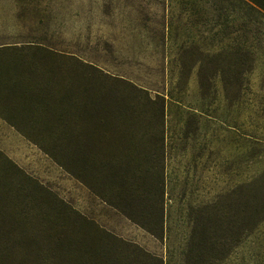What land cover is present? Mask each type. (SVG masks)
<instances>
[{
	"label": "rangeland",
	"instance_id": "1",
	"mask_svg": "<svg viewBox=\"0 0 264 264\" xmlns=\"http://www.w3.org/2000/svg\"><path fill=\"white\" fill-rule=\"evenodd\" d=\"M28 46L74 58L0 54L59 98L67 75L85 183L37 131L0 117V264H177L178 249L186 264H208L195 257L208 250L210 264H264L262 10L247 0H0V48ZM208 135L230 148L218 158L227 191L195 240L192 217L183 223L186 210L171 206L183 191L168 185L166 155Z\"/></svg>",
	"mask_w": 264,
	"mask_h": 264
},
{
	"label": "trees",
	"instance_id": "2",
	"mask_svg": "<svg viewBox=\"0 0 264 264\" xmlns=\"http://www.w3.org/2000/svg\"><path fill=\"white\" fill-rule=\"evenodd\" d=\"M247 1L264 12V0ZM28 47L35 48L2 47L0 48V54L8 52L15 53L19 55L18 57L22 60V64L25 63V52H28L27 49H33L44 55L47 54L54 57L57 61H59L60 58H64L66 61L74 59L73 57L58 54L57 52L41 46ZM2 61L3 60L0 61V117L13 127H18V124H20L37 131L42 140H44L38 142L41 149L46 154L50 155L58 164L65 167L66 170L79 181L85 183V168L83 164L80 163L85 154L83 140L81 138V128L72 126L69 119L72 117V113L65 107L66 100L69 99L67 91H69L72 86H69L67 75L66 78L62 79L64 85L63 90H65L66 93L59 98L57 93H52L53 90H56V87H52L53 90L52 88L47 90L45 84L40 81H38L35 86H31V84L23 78L24 75L21 74V72L12 71L11 62L9 64ZM77 63L80 65V67H77L79 70L82 67H86L79 61H77ZM57 69L61 74L65 73L64 68L58 66ZM37 79L39 78L37 77ZM53 122L54 124L52 126ZM23 131L20 130L27 139H30V134L25 130ZM52 136L58 138L52 139ZM48 139H52L56 145L55 151H50L45 148L44 144ZM63 157H68L71 163L63 164ZM107 163L110 169H113L111 160H108ZM76 215L85 222L89 221L79 214ZM101 232H104V230H101Z\"/></svg>",
	"mask_w": 264,
	"mask_h": 264
},
{
	"label": "crops",
	"instance_id": "3",
	"mask_svg": "<svg viewBox=\"0 0 264 264\" xmlns=\"http://www.w3.org/2000/svg\"><path fill=\"white\" fill-rule=\"evenodd\" d=\"M183 116L187 118L188 112L185 111ZM185 122L189 124L188 120ZM175 145L171 155H166V159L169 161L167 168L168 185L171 190L174 186L181 187L183 193L182 200L173 199L171 206L186 210L182 213L183 223L187 214L188 220H190V216L192 217L194 239L200 240L201 237H206L205 232L207 230L204 227L206 214L208 213L211 216V210L217 207L218 200L227 191L225 183L220 186L217 184L218 175L223 178L222 182H224V170L218 167V158H225L223 153L228 152L230 148L218 147L216 139L210 135L202 138L198 136L186 140L182 139L181 142H177ZM241 175L248 177V167ZM189 209H192L190 214L187 211ZM201 228H203V232L199 234ZM182 237L185 238L186 235L183 234ZM187 252L178 249L176 257L179 258V262L177 264H186L185 256L188 254ZM195 257H206L208 264H210L211 252L209 250L206 252L200 251ZM165 260L166 264H176L172 261L171 256H168ZM195 264L199 263L195 262Z\"/></svg>",
	"mask_w": 264,
	"mask_h": 264
}]
</instances>
